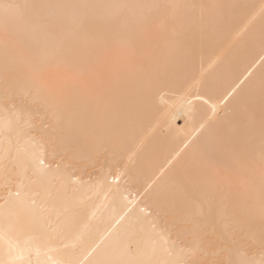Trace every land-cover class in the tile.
Segmentation results:
<instances>
[{"label": "bare ground", "instance_id": "obj_1", "mask_svg": "<svg viewBox=\"0 0 264 264\" xmlns=\"http://www.w3.org/2000/svg\"><path fill=\"white\" fill-rule=\"evenodd\" d=\"M0 264H264V0H0Z\"/></svg>", "mask_w": 264, "mask_h": 264}]
</instances>
